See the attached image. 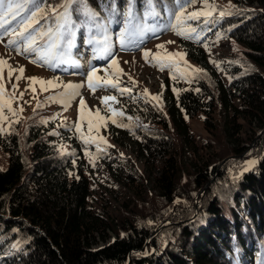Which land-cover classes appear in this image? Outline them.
<instances>
[{
    "label": "trees",
    "instance_id": "1",
    "mask_svg": "<svg viewBox=\"0 0 264 264\" xmlns=\"http://www.w3.org/2000/svg\"><path fill=\"white\" fill-rule=\"evenodd\" d=\"M230 1L232 15L194 22L199 40L178 38L204 75H194L163 107L142 109L140 124L124 128L156 168L151 188L163 212L114 217L107 198L100 206L89 204L91 181L81 144L73 132L58 128L68 146L62 151L59 139L36 117L19 134H0L7 156V165L0 166V264H264V0ZM103 2L89 0L98 11ZM124 3L118 0L119 7ZM137 7L142 14L143 0ZM173 7V0H157L160 15L147 22L174 20L168 11ZM219 10L213 16L219 17ZM121 26L112 24L109 31ZM216 32L240 52L236 63L224 65L227 81L216 78L203 48ZM85 35L78 30L75 44L86 45ZM216 107L229 111L223 135L232 146L218 159L210 154L188 169L190 186H183L170 132L182 143L193 142L187 119L198 113L204 128L219 129ZM251 159L257 163L244 171ZM106 163L114 166L111 182L135 188L138 197L143 183L132 166L113 155ZM109 230L115 237L93 248Z\"/></svg>",
    "mask_w": 264,
    "mask_h": 264
},
{
    "label": "rangeland",
    "instance_id": "2",
    "mask_svg": "<svg viewBox=\"0 0 264 264\" xmlns=\"http://www.w3.org/2000/svg\"><path fill=\"white\" fill-rule=\"evenodd\" d=\"M210 2H214L220 9H224L229 4V0H210ZM201 7L203 5L197 3L189 7L187 11H195ZM194 22L189 21L193 27H196L197 23ZM148 23L155 26L156 31L146 32L142 40L138 39L135 46L126 50L122 49L119 44L118 34L120 29L109 31L112 50L119 61L118 68L123 69L122 73H118L119 87L131 89L129 93L124 95L111 87H97L95 92L88 88L87 72L91 67L97 68L96 75L104 79L114 78L112 73L116 71V69L109 67V57L94 53L92 45H85L84 43L74 45L71 50V57L76 63L55 62L54 64H43L40 62V64H34L30 62L35 59L34 54L18 55L15 50L5 48L6 37L4 43H0V57L6 58L15 69L23 66V76L25 77L17 81L16 76L20 75L18 71H14L12 76L9 77L7 66L0 72V84L3 85V92L0 93V104L4 105L3 115L9 117L8 120L0 121V127L7 129L6 132L12 130L19 134L30 119L40 117L48 126L46 131L54 134L56 140L59 139V146L62 151H66L68 146L67 143H63V136L60 137L57 129L66 128L67 130H63L64 134L73 132L77 142L82 146L83 156L89 167L88 173L91 181L89 204L100 206V203L103 202L102 198H107L110 202V212L114 217H123L126 213H130L139 218L147 214L163 212V204L157 200L156 193L151 188L152 177L157 174L156 168L145 162L141 153L137 150L136 142L124 128L132 129L133 126L140 124L138 120L139 116L143 114L142 109L148 108V106L163 107L167 98L189 84L194 75L198 77L204 75L203 72L193 71V69L200 68L186 54L182 59L176 57L171 66H166L163 70L152 60L151 55L146 61L143 56L144 50H151V53L160 52L162 57L168 53H185L178 45V38L181 36L176 35L170 27H166L170 21L161 23L151 21ZM217 33L208 36L203 48L206 59L216 78L227 81L224 65L236 63V57H239L240 52L231 39L222 36L220 33L218 37ZM193 38H195V34ZM168 41H174V43H168ZM205 44H207V47H205ZM157 45H163V48L158 49ZM27 77H39L45 81L53 80L60 87L53 88L45 84L44 87L48 90L41 91V84L39 82L33 83L26 79ZM69 82L83 84L84 86L79 89L80 96L71 100L64 98L68 104L65 110L64 103H60L59 100H49L47 97L62 93L64 90L63 85ZM13 84L18 86L15 90L12 87ZM32 88H35L36 91L33 92ZM145 89H147V94L144 91ZM21 92L24 93L23 97L20 96ZM81 96L86 102L83 110L80 108ZM105 96H116L117 101L102 103V98ZM153 96H159V100H153ZM37 100L43 105L42 107H37ZM9 105L18 112L19 123H10L16 117H13L8 111ZM21 107L23 108L22 112L19 111ZM110 109H115L118 114L114 116ZM97 110H99L100 116L105 117V121L100 124L98 129L93 127L92 132L89 133L88 121L91 119L94 125L97 123L95 116ZM81 112H83V117ZM227 112L225 114L216 107L213 120L219 129L213 132L204 128L202 113L187 119L193 135V142L182 143L177 135L170 132L177 149L178 160L182 164V173L180 174L182 177L179 182L181 185L190 186L188 174L185 173L188 169L195 168L197 163H202L208 159L207 156L210 154L213 155L212 159L214 160L226 153L228 143L223 135V127L225 126L226 116L229 115V111ZM119 113H123V115H119ZM113 119L117 123H112ZM75 122H79L81 125L79 132L73 126ZM118 125H127V127ZM252 126L257 129L256 131H259L255 123ZM247 134L251 136L252 133L248 130ZM89 135L103 137L107 143L100 139L85 143L81 136L88 137ZM228 146L232 145L229 144ZM109 155L118 157L119 160L132 166L136 174L141 177L143 183L141 187L143 189H140L138 197L135 194V188L122 183L111 182L114 178L112 173L114 166L106 163ZM6 165V153L0 148V166L4 168ZM107 234L105 240L97 238L92 247H99L115 237V233L111 230Z\"/></svg>",
    "mask_w": 264,
    "mask_h": 264
},
{
    "label": "snow or ice",
    "instance_id": "3",
    "mask_svg": "<svg viewBox=\"0 0 264 264\" xmlns=\"http://www.w3.org/2000/svg\"><path fill=\"white\" fill-rule=\"evenodd\" d=\"M200 3L203 5L198 10L187 11L193 5ZM138 0H125L123 8L118 6V0H105L100 6V11L92 7L89 0H58L57 3H50L49 0H0V43H4V38H7L4 44L5 48L15 50L18 55L34 54L35 59L30 62L34 64H54L55 62L76 63L71 57V50L75 45V38L77 31L83 29L86 33L84 42L93 46V52L101 56L109 57V67L116 69L112 73L114 78L104 79L97 76V68L91 67L87 72V86L93 92L97 87H111L117 89L121 95L129 93L131 89L120 88L118 73H122L123 69L118 68V58L112 50L111 38L109 35V27L112 24L122 25L118 34L119 44L122 49H128L136 44V41L142 40L146 32L156 31V27L150 25L147 21L150 18H156L160 15L157 11V0H143V12L138 11ZM175 7L168 11L174 17L166 27H170L176 35L186 39H192L195 34V39H200V33L193 27L189 21H196L203 18L204 23H215L218 18H223L232 15V9L235 5L229 4L223 9L219 10V17L213 16V12L218 10V6L210 0H173ZM101 12L104 15H101ZM219 37L220 34L217 33ZM174 43V41H168ZM207 47V44H205ZM157 48H163V45H157ZM155 61L161 70L164 67L171 66L176 57L183 58L185 53H168L166 56H161L160 52L151 53V50H144L143 56L148 61L149 56ZM127 63V61H125ZM7 66L9 68V77L14 71H18L20 75L16 76L19 81L23 78L24 68L21 66L18 69L12 67L8 60L0 57V72ZM194 72H203L202 69H193ZM26 79L33 83L39 82L41 84V91H47L44 87L47 84L49 87H60L59 84L54 83L53 80L45 81L39 77H27ZM83 84H73L71 82L63 85V92L57 96H49L47 99L52 101L59 100L60 103L65 104V110L68 104L67 100L74 99L80 96L79 89ZM15 90L18 86L13 84ZM31 87V85H29ZM35 92L36 89L32 88ZM147 94V89L144 90ZM176 91V89H174ZM3 92V85L0 84V93ZM21 92L20 96L23 97ZM35 99V97H33ZM153 100H159V96H153ZM107 101H117L116 96H105L102 98V103ZM43 105L37 100V107ZM86 102L84 98L80 97V108L84 109ZM4 105L0 104V121L8 120L9 117L3 115ZM113 115H117L115 109H110ZM8 111L15 120L10 123H19L18 112L8 106ZM20 112L23 111L21 107ZM35 111V109H34ZM123 115V113H119ZM83 117V112H81ZM97 123L94 125L93 121L89 119L88 129L92 132L93 127L99 128L100 124L105 121V117L100 116L99 110L96 114ZM112 123H117L115 119ZM75 129L80 131V123L75 122ZM125 126L127 125H118ZM7 129L0 127V134L6 132ZM85 143L95 142L97 139L104 140L103 137H88L81 136ZM107 143L106 140H104ZM91 156V154H89ZM256 160L245 161L244 171H249L255 164ZM71 175V173H70ZM238 178V177H237ZM78 179V177H77ZM14 247H17L14 245Z\"/></svg>",
    "mask_w": 264,
    "mask_h": 264
}]
</instances>
